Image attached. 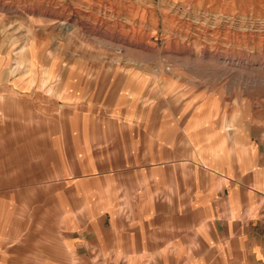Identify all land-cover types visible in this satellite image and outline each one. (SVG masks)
<instances>
[{
    "label": "crops",
    "instance_id": "1",
    "mask_svg": "<svg viewBox=\"0 0 264 264\" xmlns=\"http://www.w3.org/2000/svg\"><path fill=\"white\" fill-rule=\"evenodd\" d=\"M27 48L0 60V264H263L258 137L140 63Z\"/></svg>",
    "mask_w": 264,
    "mask_h": 264
},
{
    "label": "rangeland",
    "instance_id": "2",
    "mask_svg": "<svg viewBox=\"0 0 264 264\" xmlns=\"http://www.w3.org/2000/svg\"><path fill=\"white\" fill-rule=\"evenodd\" d=\"M32 40L49 58L140 63L149 92L210 101L264 143V0H0V60L25 67Z\"/></svg>",
    "mask_w": 264,
    "mask_h": 264
},
{
    "label": "built area",
    "instance_id": "3",
    "mask_svg": "<svg viewBox=\"0 0 264 264\" xmlns=\"http://www.w3.org/2000/svg\"><path fill=\"white\" fill-rule=\"evenodd\" d=\"M263 264H264V262H263Z\"/></svg>",
    "mask_w": 264,
    "mask_h": 264
}]
</instances>
